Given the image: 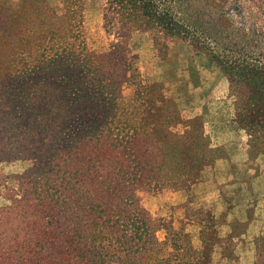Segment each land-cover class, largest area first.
Wrapping results in <instances>:
<instances>
[{
  "label": "trees",
  "instance_id": "obj_1",
  "mask_svg": "<svg viewBox=\"0 0 264 264\" xmlns=\"http://www.w3.org/2000/svg\"><path fill=\"white\" fill-rule=\"evenodd\" d=\"M113 1L116 15L143 18L208 52L243 89L231 122L246 136L247 155L264 156V59L215 52L203 20L178 8L179 0ZM3 21L0 31L9 25ZM57 38L43 30L20 40L0 34V46L13 48L0 59V162H30L0 177L7 200L0 206V264H207L208 248L194 247L183 228L161 226L159 240L138 204L139 192L162 187L159 177L175 185L199 176L202 158L192 142L164 128L163 109L149 95L139 101L146 116H110V97L82 94L80 77L51 50ZM101 55L110 61V52ZM169 111L178 124L173 106ZM256 245L257 264H264V247Z\"/></svg>",
  "mask_w": 264,
  "mask_h": 264
},
{
  "label": "rangeland",
  "instance_id": "obj_2",
  "mask_svg": "<svg viewBox=\"0 0 264 264\" xmlns=\"http://www.w3.org/2000/svg\"><path fill=\"white\" fill-rule=\"evenodd\" d=\"M36 4L39 9L31 6L32 0H0V20L9 24L0 34L11 40L39 30L58 36L60 41L51 50L74 69L73 77H80L82 94L109 96L110 116L115 110L122 119L146 116L140 102L149 95L152 104L163 109L164 128L177 132L185 144L192 142L189 146L201 156V170L193 182L171 185L159 177L162 187L138 193V204L154 235L161 240V226L181 227L194 247L208 248L207 264H257L256 244L264 247V156L247 155L246 136L231 122L242 87L228 81L206 50L164 36L143 18L116 15L113 0H38ZM175 4L198 13L196 21L203 20L216 42L208 41L215 52L223 49L227 54L264 59V0ZM12 50L10 43L2 44L0 59ZM108 52L110 61H103L101 54ZM170 106L178 113V124H173ZM29 164L28 160L0 162V177ZM3 179L5 186L17 184L13 178ZM5 204L0 195V206Z\"/></svg>",
  "mask_w": 264,
  "mask_h": 264
}]
</instances>
